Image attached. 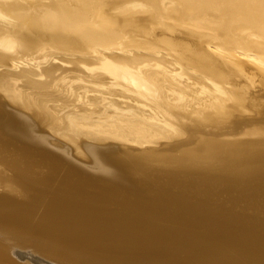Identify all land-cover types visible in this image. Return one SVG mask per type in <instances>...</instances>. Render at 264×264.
I'll list each match as a JSON object with an SVG mask.
<instances>
[{"label":"bare ground","instance_id":"obj_1","mask_svg":"<svg viewBox=\"0 0 264 264\" xmlns=\"http://www.w3.org/2000/svg\"><path fill=\"white\" fill-rule=\"evenodd\" d=\"M160 2L162 0H0V226H10L33 235L39 233L47 237L45 240L52 239L60 246L81 247L55 248V244L52 248L33 247L35 255L30 250L22 252L30 258L24 257L21 251L14 253L9 248H0V264H176L174 259L180 264H264V256L254 257L247 251L253 245L264 249V219L258 218L264 215V211L257 197L253 199L256 206L252 210H243L244 199H227L224 203L227 210L214 209L204 202L202 196L205 192L195 197L186 195L187 187L194 182H181L176 189L171 187L170 190L163 186L166 180L162 176L143 174L139 167L149 156V151H153L157 157L178 162L174 168L184 175L213 166L227 169L220 159L214 162L208 159L203 148L211 147L206 141L195 146V140L201 136L195 135L181 151L175 150L173 138H168L177 126L168 118L174 117L181 122L182 127L178 122L179 128L176 127L181 136L196 126L207 128L194 121V117L201 113L189 108L200 105L216 107L220 105L217 100L207 94L196 96L186 90L189 96L176 105L191 101L180 107L177 115L171 113L164 108L178 90L161 85L149 64L136 63L144 58L145 52L116 48L128 38L131 15L135 11L141 12L142 22L158 25ZM163 2H171V17H176L179 25L210 32L222 42L216 45L204 39L199 49L187 55V61L211 63L226 71L225 89H235L240 81L230 79L232 69L229 70L230 64L226 63L245 60L239 55L251 56L248 48L239 47L244 42L243 36L264 39V0ZM105 6L109 9L105 12L107 14H100V8ZM115 9L126 13L116 18ZM241 23L247 31L235 33L234 27ZM135 40L134 37L132 42ZM100 45L107 49H101ZM94 59L99 60L94 63ZM71 66L77 72L69 70ZM166 70L171 72V77L174 76L170 67L166 66ZM260 71L264 72V69ZM69 72L77 73V76L82 73L83 76L71 79ZM176 74L182 75L183 72L177 70ZM210 74L217 78L216 71ZM244 75L236 79L243 82ZM77 80L81 81L80 85L79 81L75 82ZM245 80L249 81L250 77ZM184 83L196 91L204 88L203 83L191 74L185 75ZM1 100L17 105L14 112L18 116V111H22L30 117L27 121L22 120L24 116L15 119L13 109L6 113ZM144 100L156 103L147 104ZM243 100L251 102L247 94ZM228 106L231 110L219 106L217 113H227L231 119L238 117L240 100L234 98ZM263 107L260 102L253 105L254 110ZM30 119L36 129L37 124L42 123L53 136L66 138V142L75 144L72 145L75 149L83 150L94 159L97 147L89 140L115 138L122 144L120 149L113 151L116 160L132 161L133 166L126 172L140 178L123 183L104 168L103 175L108 176H104L106 186L98 193H87L80 185L82 173L78 167L59 158L63 152L58 157L52 150L43 148L48 138L30 124ZM106 121L110 124H104ZM222 122L228 123L229 120ZM44 130L39 131L48 134ZM241 133L244 134L243 141L256 140L247 134L246 127ZM153 138L157 142H152ZM57 144L63 151V145ZM170 145L171 152H178L172 156L168 153V157L165 150ZM255 148L248 147L247 153ZM179 152L183 155L181 158ZM263 163L264 147L260 146L256 158L249 162L246 177L249 191H253L252 182L262 173ZM220 182L224 184L211 186L205 195L212 198L216 189H235V182ZM147 185L151 186L147 190V200L136 202L130 197L131 192ZM185 197L191 198L184 202ZM171 207L178 208L174 215L180 224H184L188 217L194 226H200V231L186 230L181 235L169 237ZM217 211L224 217H217ZM246 215H255V221L246 224ZM211 231L225 234L226 247L218 252L197 248L208 246L207 234ZM171 238L181 241L179 248L171 245ZM48 241L44 244L46 247ZM195 250L200 251L196 253Z\"/></svg>","mask_w":264,"mask_h":264},{"label":"rangeland","instance_id":"obj_2","mask_svg":"<svg viewBox=\"0 0 264 264\" xmlns=\"http://www.w3.org/2000/svg\"><path fill=\"white\" fill-rule=\"evenodd\" d=\"M160 3H161V8H160L161 13L159 15L158 25L154 26V24H151V22L149 21L142 22L141 12L138 10L135 11L131 15L132 16V21L130 22L131 29L128 30V38L124 39L123 44L116 48H129L133 51L145 52L144 58L140 61H136V63L139 64L140 62L143 61L144 63L149 64L150 68L154 71L153 73L158 76L159 83H161V85H167V86L173 87L176 90H178L176 94L171 96V103H168L166 105V108H164L166 110L168 109V111H170L171 113H175L177 115L179 108L182 106H185L189 101H191V100H187L183 105H180V106L176 105V104H179L183 99L189 96L186 90H190L191 93H193L196 96H203L205 94L209 95L210 98L216 99L217 102L220 104L219 106H221L222 108L226 110L228 109L231 110L228 106L229 103L234 98H238L240 100V106L237 109L239 115L238 117L236 116L235 118L231 119L227 113H221V114L217 113L219 106H216V107H208L205 105H200L197 107L192 106L189 108L191 111L201 113L200 116L194 117V121L197 124L206 125L207 128L196 126L192 129L191 132H186L185 135L181 136V134L176 131V127L178 126L179 128V124H180V127H182L181 122L179 123L178 120H176V118H174L173 116H169L171 115V113L167 112L169 114L168 115L169 117H173V118H168L170 120L168 119L167 120L169 122H176L175 124L177 125L176 126L174 124V126L176 127L172 129L171 133L168 135L169 139L173 138V146L175 147V150L181 151L185 149L186 145L188 144L187 142L188 141L190 142L191 139L195 135L201 136L195 140V146H197L199 143H203L206 141L207 145L211 147V148H203L204 152L209 157L208 159L211 162H214L220 159L221 161L224 162V166L227 169L221 170L220 168L213 166V167H210V169H205L203 171L190 173L189 175H184V174H180L174 168L175 165H178V162H173L172 160L167 161L160 157H157L153 151H149V156L146 159H144L145 161L142 164H140L139 167L142 169L143 174H147L150 176H162L163 180H166L163 186L168 187L170 190H171V187L176 189L178 184L181 182H184V183L194 182V183H191L187 187L189 191L186 192L187 196L194 195L192 197L199 196L200 193H204V192L206 193L207 190L215 184H220V185L224 184L220 181L235 182L236 186H235V189L232 191H228L226 189H221L220 191H218V189H216V193L212 198H209L208 194L205 195L204 193L202 196L204 198V202L205 203L208 202L209 205H211L214 209L227 210L224 206V203L227 199H231V200L244 199L245 203L243 204V210H252L256 206L253 199L257 197V201L261 205L264 211V163L261 165L262 173H260L258 177L256 176L257 178L255 177L254 181L252 182L253 191H249L247 189L248 187L247 185L249 183L246 181L249 162L256 158L257 148L260 146L264 147V107L261 110H259V108L258 110H254L253 108V105L256 102H260V105L264 106V80H263L264 72L260 71L264 69L262 68L264 67V53L260 52V51H264V39L247 38L243 36L244 42L242 44H239V47L248 48L251 56L249 58H245L239 55L240 58L245 59V60H241L239 62L237 61L236 63H232V64L231 62L226 63V64H230L228 65L230 68L229 70L232 69L235 71L233 72L231 70V72H229V70H227V72H229V75L231 77L230 79L232 81L235 80L236 82L240 81L235 89L227 91V89H225V83H224L227 78L225 74L226 71L223 72L221 69H219L217 66L211 63H190L187 61V55L192 50L199 49L200 42L203 41L204 39L206 40L209 39L212 44H216V45H220L222 42H219L215 38V36L210 32L202 31V30L191 28V27L184 26V25H179L178 19L176 17H171V11L173 7L171 5V2H163L162 0V2ZM108 10L109 9L107 8V6L102 7L100 8V14L105 15L107 14L105 12H107ZM123 13H126V11L123 12L122 10L115 9V11L113 12L116 18H120ZM243 24L244 23H241L235 26L234 32L235 33L246 32L247 29ZM177 32L179 34H177ZM134 37L136 40L135 42H132ZM99 47L101 49H107L105 48L106 47L105 45H100ZM159 53H162V54L159 55ZM64 58L70 61L68 57H64ZM149 59H152V60H149ZM98 60L99 59H94L93 62L96 63ZM250 63L253 66L257 65L256 67L258 66L259 67L258 68L255 67L256 68L255 69L254 67H252ZM235 64L238 67H241L238 64L242 65V67L239 68L240 71H238L239 69ZM166 66L170 67L173 70V73H174L173 77H171V72H168L166 70ZM72 67L73 66H71L69 70L73 69L74 72H77L74 69V67L73 68ZM177 70H181L183 74L177 75L176 74ZM211 71L217 72V78H214L211 76L210 74ZM245 71L247 72L244 73ZM236 72H238V74ZM241 72H243L246 75L239 74ZM69 73H71L72 75V78L70 75L71 79H74L73 77L77 76V73H74V74H72L73 72H69ZM187 74H191L192 76L198 78V80H200L203 83L204 88L198 91H196L195 88H188L184 83L185 75ZM247 74H249V76ZM261 74H263V76ZM79 75L83 76L82 73H79L78 76ZM233 75H235L234 79H232ZM239 75H240V78H241V75H244V77L242 76L243 77L242 79L244 80L243 82L241 81V79L240 80L236 79L239 77ZM251 76L253 77V79ZM66 77H69V74L66 75ZM245 77L247 79L248 77H250V80H249L250 82L248 80H245L246 79ZM255 77H258V78H255ZM257 79L259 81H256ZM251 80H253V82H251ZM78 81L79 80L75 82H78ZM80 82L81 81L78 82L79 85H80ZM105 82H109V81H105ZM246 94L249 96V100H251V102H247L243 100ZM257 98L259 101L254 102V100H257ZM3 101L1 100V104L3 105L2 108H4V111H6V113H9L10 109L12 108L13 111L11 112H14L15 106L17 105L12 106L6 100H3ZM144 102L147 104L156 103L155 101H147V100H144ZM6 108H9V109L7 110ZM18 112H19L18 113L19 116L17 115L16 111L14 112V114L12 113L10 114H12L15 117V119L16 118L18 119V118H21V116H24L26 118L22 117V120H26V121H27V118L30 117L28 114L26 115V113L22 111H18ZM15 114L17 116H15ZM164 118L166 119L167 117L164 116ZM171 119H173V121ZM225 120H229V122L223 123L222 121H225ZM31 123H32V120L30 124ZM33 124L34 123H32L31 125L34 127ZM41 124H37L39 126V127L37 126L38 130L36 129V126L34 128L40 133H43V134L45 133L44 137L46 135L47 136L46 138H48L47 141L45 142V144L47 145H43V148L48 149L47 151L50 150V152L53 151L52 153L53 154L56 153L58 157L59 155H61L59 153L63 152L61 155L62 157L60 156L59 158L61 159L64 158V161H66V163L71 164L72 166L75 164L74 167L76 166L78 167V170H80L82 173V175L80 176V185L87 191V193H98L102 189V187L106 186V182L104 180H107V178L105 179L107 175L106 174L103 175L104 173L102 172L105 169H107L108 173H110L114 179L118 178L123 183L135 182L140 178L139 175H136V174L134 175V174L126 172L127 168H130L133 166L132 161H128L124 159L116 160V154L113 151L120 149L122 147V144L115 138L109 137V138H104V139L89 140L90 144L97 147L95 156L93 155L95 157L94 159L90 156H87V154H84L83 150L79 148L75 149L74 148L75 144H72V143L69 144V142H66L67 141L66 138L61 137V139H59L60 136H58L57 138L56 134L55 136H53L52 133L48 129H45V127H43L44 125L43 124L41 125ZM104 124H110V123L106 121L104 122ZM245 127L247 128V134L254 136L256 140L243 141L244 134H242L241 131H244ZM42 128L43 130L45 129L44 131H47L48 134L46 132L39 131V130H42ZM38 132L36 133L38 134ZM81 139L83 138L81 137ZM151 141L157 142L155 138L151 139ZM182 142L185 145L181 144ZM56 143L63 145L64 147L63 151L61 147H58V144L56 145ZM229 143H230V146H229ZM250 146H256V148L255 150L252 149L249 153H247L248 147ZM130 147L136 148L135 145H130ZM165 152H167L168 157H169L168 153H171V156L174 153H176V152H171V145L166 148ZM179 153L180 154L178 155L181 158L183 155L181 152ZM94 160H95V163H94ZM100 163L102 164V166L104 165V167H102ZM99 166L102 167L103 170H101L102 168H100ZM200 166L202 168H205L204 164H200ZM102 177L104 179H102ZM214 181H217V182H214ZM149 187L151 186L147 185L145 187L140 188L136 192H131L130 197L136 202H144L145 200H147V190ZM189 198L191 197H185L184 202H186ZM175 209H178V208L171 207V221H169L171 222V233L168 234L169 237L173 235L175 236L181 235V233L186 230H195L197 232L200 231V226H194L190 222L188 217L185 218L184 224H180L179 222L181 221H179V219H177L174 215V212L176 211ZM216 216L224 217V214H222V212L220 211H217ZM255 217H256L255 215H246L245 219L248 222L246 224H250L251 222L253 223L255 221ZM263 217L264 215L263 216L260 215V217L258 216V218L259 219L262 218V220L264 219ZM3 228L6 230H3ZM34 234L35 235H33V233L29 234V232L25 233V231L18 230V229L15 230V228H11L10 226H4V227L0 226V248H9L13 252L21 251V254L24 250H26V252L30 250V253L34 255L37 253L36 252L34 253L32 251L31 248L33 247L34 248H37V247L38 248H43V247L52 248V246L54 247L56 245L55 248L57 247L58 248H67V247L68 248H81L77 246L71 247L70 245L60 246V244L57 245L58 244L57 242H56L57 244H55V241L53 242L52 239L45 240L47 237L45 236L43 237V235L39 233H34ZM36 234H39L40 236ZM14 235H16V237ZM207 235L210 240L208 246H202V247H197V248H209V250L213 252H218L221 249L226 247V243L223 241L225 234L217 232V231H211ZM21 237L23 238L21 239ZM33 240H36V242ZM44 240L46 241V243L48 240L50 241V244L52 242L53 243L50 245L48 241V244L46 247V245H44L46 244L44 243ZM36 243H38V245ZM33 244L34 246H32ZM180 244H181L180 240L171 238V245L174 248H179ZM82 248H85V247H82ZM199 251L200 250H195L196 253ZM247 251L250 255H253L254 257H256L257 255L264 256V249H258V246L256 245L251 246ZM22 255L24 256V254ZM24 257L30 258V256L26 254ZM174 260L177 261L176 264H180V261L178 259H174ZM172 263L174 264L175 262H171V264Z\"/></svg>","mask_w":264,"mask_h":264}]
</instances>
